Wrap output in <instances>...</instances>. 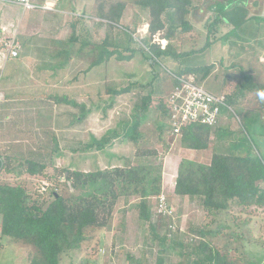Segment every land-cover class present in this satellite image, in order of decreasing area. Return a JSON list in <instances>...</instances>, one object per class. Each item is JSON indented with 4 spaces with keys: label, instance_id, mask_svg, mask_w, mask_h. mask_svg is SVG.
<instances>
[{
    "label": "rangeland",
    "instance_id": "374dc122",
    "mask_svg": "<svg viewBox=\"0 0 264 264\" xmlns=\"http://www.w3.org/2000/svg\"><path fill=\"white\" fill-rule=\"evenodd\" d=\"M34 1L39 5L37 10L25 12L20 5L0 2V155L43 159L47 162L48 168L45 176L28 174L19 176L15 171L2 170L0 183L21 184L30 191H42L53 187L57 178L59 181H64L66 173L61 176L59 172L62 169L90 171L144 161L146 157H138L132 139L124 135V120L131 119L134 107L140 104V98L148 94L151 87L118 96L107 92L108 87L135 80L147 83L155 78L142 52H136L131 59H118L115 55L99 67H91L89 73L79 70L66 73V70L90 67L96 57L95 51L91 55L90 49L94 44H102L108 32L107 25L95 17L97 7L102 1L110 4L121 0H60L64 1L62 3L64 7H55L54 10L43 8L44 5L39 4L43 2L42 0ZM125 1L128 5L120 23L128 25L135 32L133 42L128 45L132 50L137 51L142 46L140 41L148 35V11L134 6L130 0ZM47 2L50 3V0ZM75 21L77 24L74 28ZM73 31L79 37L75 47L79 48L82 42L87 45L81 55L73 51V57L64 64H67L66 66H62L59 58H51L49 54L52 48L60 47L57 42L53 45L51 40L65 41L70 38ZM111 34L117 41L126 40L118 28L113 29ZM28 37L30 38L28 45L32 50L24 51L23 55L28 56L26 59L30 61L29 64L25 62L22 64L20 57L8 60L7 43L18 41L22 46L21 38ZM178 37L180 39V36ZM260 39V49L263 46L264 54V28L261 30ZM161 40L165 41L159 38V34L154 38V41L164 44ZM177 42L179 43V40ZM228 45L225 41H220L203 53L186 57L182 61V67L214 64L215 72L199 83L214 95L225 94L228 97L226 100L228 106L222 110L220 116L222 129L219 133L211 132L210 152H233L241 155L260 153L264 157V111L257 103L256 88L246 93L248 94L246 101L240 98L237 102L233 92L236 87L234 85L245 79L249 68H252L256 76L255 85L264 83V63L259 61L258 55H255L252 67L241 66L238 63L229 66L228 61L242 63V60L237 57L240 51H237L238 53L235 51L231 57L221 56L229 53ZM123 55H131V52L123 51ZM38 63L44 64L40 66L44 67V70L36 72L33 76L31 74L33 70L30 71L26 67H37ZM179 66L174 61H167L166 67L157 64L155 70L160 76L156 79L155 86L158 85V81L162 86L157 90L171 86L170 77L173 72L169 70L176 71ZM52 67L55 68L51 69ZM71 74L77 76L80 81L85 80L87 85L85 90L89 95L88 98L80 96L81 99H77V105L74 107L62 98L66 96L71 99L67 93H64L67 90L65 80ZM233 75L236 76L235 79L230 78ZM21 79H26L27 86L21 82ZM55 79H64V82L58 84V89L57 86L46 83ZM82 89L77 87L75 90L78 92ZM157 90L156 95H161ZM2 91L9 92L11 95L9 98L13 99L12 103L4 102L7 96ZM164 94L168 96L166 92ZM60 97L63 101L58 99ZM84 109L89 112L88 125L86 123L78 128V123L81 121L79 117L83 116ZM256 113L259 114L255 115ZM159 115V110L153 106L144 125L145 138L141 146L148 149L156 148L158 151L157 157L152 156L149 159L163 163V193L166 195L168 205L174 208V215L164 216L157 213V202H154L153 219L162 218L164 223L169 221V228L179 229L175 239L187 245L189 238L192 240L198 238V234L193 230L205 219L199 199L185 196L180 201L179 196L174 192V182L182 159L188 158L194 161L198 159L197 162L210 163L212 157L208 152L201 159L198 158L199 152L182 148L179 139L181 133L172 134L171 128L170 130L165 128L163 139H158L159 134L154 122ZM72 125L77 127L76 130L68 128ZM109 137L111 139L103 150L95 147L87 151L80 150L85 145ZM71 148L77 150L72 151ZM55 169L59 172L57 176H54ZM260 185L264 186V181L260 182ZM137 200L138 197L133 196L127 201L121 197L109 225L96 232L89 231V239L85 242L84 248L65 254L62 264H131L133 261L131 257L128 258L129 254L135 257L134 264H140L137 262H143V259L145 264H155L157 249L166 244L155 240L150 228L140 222L135 208ZM237 211L240 212L242 219L250 220L247 228L244 227V234L246 240L252 241L250 245L248 243L244 245L247 248L246 260L243 259L244 261L241 262L264 264V232L261 230L264 226V206H247ZM100 232H103L101 237ZM160 236L162 237L163 234L161 233ZM236 245L239 243L234 242L233 246ZM29 249L32 247L22 242L17 243L8 237H0V264H26ZM172 258L174 262L169 264H178L182 260L180 256L174 254Z\"/></svg>",
    "mask_w": 264,
    "mask_h": 264
},
{
    "label": "trees",
    "instance_id": "16d2710c",
    "mask_svg": "<svg viewBox=\"0 0 264 264\" xmlns=\"http://www.w3.org/2000/svg\"><path fill=\"white\" fill-rule=\"evenodd\" d=\"M214 1L215 4L209 0H130L134 6L148 11V35L140 41L142 46L137 51L128 45L134 39L135 32L128 25L120 23L128 3L121 0L110 4L102 1L99 4L95 17L107 25L108 32L102 44H94L90 49L91 55L95 51L96 57L88 69L99 67L115 55L118 59H131L136 52H142L155 76L147 83L135 80L107 89L111 95L118 96L151 87L148 94L140 98V104L134 107L131 119L124 120L123 131L126 138L132 139L137 149L135 154L146 159L136 164L125 163L122 166L90 171L62 169L59 172L61 176L66 173L64 181L57 178L53 187L42 191H30L21 184L0 183V237H8L13 242H22L32 247L26 264H62L65 254L84 248L89 239V231L96 232L109 225L121 197L127 201L131 196L138 197L135 208L142 225L150 228L155 240L166 244L157 249L155 264L173 263L172 254L181 257L178 264H243L241 261L246 260L247 248L244 245H250L252 241L246 240L244 227L247 228L250 220L242 219L237 210L253 205L264 206V186L260 185L264 181V157L260 153L241 155L216 151L209 164L182 159L174 184L175 193L179 197L198 198L205 219L193 230L198 238H189L186 245L175 239L178 228L172 230L168 227L170 222L164 223L162 218L153 219L154 202L164 192L163 163L149 159L158 156L156 148L141 146L145 138L144 125L151 108L154 106L160 112L154 124L158 139L162 140L165 128H171L168 98L181 85L180 79L193 75L195 82L200 84L215 68L214 64H210L185 66L181 69L183 59L203 53L212 45L229 39L246 22L244 0ZM198 10H204L205 19L198 16ZM76 24L75 21L74 28ZM115 28L124 34L125 41H117L111 36ZM157 34L159 38L167 40L165 48L160 42L154 41ZM78 40L74 31L65 41L52 40L53 45L57 42L60 47L50 54L51 58H59L60 65L66 66L64 64L73 57V51L77 55L84 52L87 44L82 42L76 48ZM123 51H130L131 55L124 56ZM167 61H174L180 66L176 71L169 70L173 72L172 77L168 75L171 88L168 85V88L157 90L161 85L158 81L155 86L160 76L155 68L157 64L166 67ZM244 78L233 91L235 100L239 102L240 98H247L246 93L256 88L257 103L264 111V101L259 95L264 92V83L255 85L257 81L250 71ZM156 90L161 95H156ZM225 97L227 100L228 97ZM62 98L68 104L75 105L66 96ZM227 106L228 103L221 106L220 116ZM85 112L84 109L82 113ZM214 127L201 122L183 126L179 138L181 145L192 150L210 148L211 132L219 133L222 129L218 128V123ZM110 139L95 141L85 148L103 150ZM47 168L48 164L43 159L0 155V175L2 170H6L15 171L19 176H45ZM55 171L54 176H57L59 172L57 169ZM261 230L264 232V226ZM101 235L103 232H100ZM234 242L239 245L233 246ZM130 257L133 261L131 264H134L135 257L129 254ZM143 262L137 263L145 264Z\"/></svg>",
    "mask_w": 264,
    "mask_h": 264
},
{
    "label": "crops",
    "instance_id": "0c3cea01",
    "mask_svg": "<svg viewBox=\"0 0 264 264\" xmlns=\"http://www.w3.org/2000/svg\"><path fill=\"white\" fill-rule=\"evenodd\" d=\"M42 1L43 2H41L39 4L44 5L48 0H42ZM219 1H221V0H219ZM63 2L60 1V0H50V3L55 4V7H57V8L64 7L62 5ZM211 2L213 4H215V1L214 0L211 1ZM8 4H10V3H8ZM55 7L53 9H51V10H54ZM243 7L247 11V13H246L247 15L245 14V16H246V20L245 21L246 22L244 23V25L239 30H237V32H235L234 34H232L229 39L222 40V41H225L226 44H229L228 45L229 53L228 54H222L221 53L222 54L221 56L225 55V56L231 57L232 55L235 54V51L236 52L237 51H240L239 54L237 55V57H240V59L242 60V63H240V62H234V60H233L232 62L228 61L227 64L229 66H231L234 63H238L241 66L246 65L247 67H252L253 66V62H254L253 57L255 55H258L259 58H260L259 61L262 62V63H264L263 46L260 49V47H261L260 46V41H261V39H260V33H261V30L264 28V0H245V1H243ZM23 10H24V12L25 11H32V10H26L24 8H23ZM34 10H37V9H34ZM197 14H198V16L200 15L201 18H204L205 19V16L203 17L204 10H198L197 11ZM198 20H199V17H198ZM3 30H5V28ZM29 39H30L29 37L27 39H25V38L22 39L21 38V40H22V46L21 47L22 48H21V52H20V55L18 56V58L19 57L22 58V64L24 62L27 63V64H29V62H30L28 59H26V57H28V56H24L23 55L25 53L24 51H26V52L29 51L30 52V50H32L31 46L28 45L30 43L29 42ZM54 40H56V39H54ZM179 41H180V39H179ZM179 43H178V45H179ZM219 43L220 42H218L217 44H219ZM56 50H57V47L56 48H52L51 51H49V54L55 53ZM8 58H9L8 60L12 59V57H10V56ZM45 62H46V60L44 61V63ZM42 65H44V64L38 63V66L37 67H26V68L27 69H30V71L33 70L31 72V74L33 76H35V73L36 72L39 73L40 71H43L44 70V67H40ZM220 66H221V64H220ZM54 68L55 67H52L51 69H54ZM88 68L86 67V68H79V69H75V70H66V73L69 72V71L75 72V71H78V70L81 71V72H87V73H89V71H91V70H89ZM177 68H179V67H177ZM181 69H184V67H181ZM248 71L252 72L253 75H254V77H255V79H256V76H255L254 71L252 70V68H249ZM213 72H215V70L212 71V73L210 75H212ZM72 74L71 75H68L67 76L68 77L67 80H65V83L67 85V90L64 93H67L69 95V97H71V99H69V100L70 101L72 100L71 102L72 103H75V105L70 104V103H69V105H71V106L74 107V106L77 105V99H81V97H87L88 98L89 95H88V92L85 90V88L87 86L86 83H85V80L84 81H80L79 78H77V76H75V75L72 76ZM187 76H193V75H187ZM58 78H60V77H58ZM230 78L235 79L236 76L233 75ZM37 79H39V78H37ZM64 79H66V78H64ZM64 79H60V80L55 79L56 81L55 80L54 81L51 80V81H48L46 83H47V85L53 84V85L57 86V89H58V84H60L62 81L64 82ZM25 80L24 79H21V82L23 84H26V86H27V83H26ZM86 81H88V80H86ZM230 82H231V80L228 81V83H230ZM235 86H236V84L234 85V87ZM75 87L76 88L77 87L78 88H83V89L77 92V90H75L76 89ZM233 88H232V90H234ZM2 92L5 94V96H7V98L5 99L4 102H6L8 104L12 103L13 102V99L12 98H9V97H11V95L9 94V92L8 93L7 92H4V91H2ZM98 92L101 93V90L98 89ZM221 95H225V94H221ZM56 96H58V95H56ZM247 99H248V96L244 100L246 101ZM88 113L89 112L87 111V112H85L83 114L84 117L82 115L79 117V120H81V121L78 123L79 124L78 125V128H80L81 125H84L86 123L88 125V121H87V115H88ZM70 127L73 130H76V128H77L74 125L69 126L68 128H70ZM218 128L219 129L221 128V126H220V119H219V122H218ZM228 131L230 132V130H228ZM86 146L87 145L83 146L80 150H83V151L86 150L87 151V149L85 148ZM181 147L184 148L182 145H181ZM71 149H72V151L73 150H77L76 148L75 149L74 148H71ZM184 149H187V148H184ZM187 150L192 151V152H199L198 153L199 154V157L198 158H201V159H203V156L206 153H208V152L211 153L210 152L211 151V148H208V149H205V150H192V149H187ZM212 155H213V153L210 154V157H212ZM197 160H195V161H197ZM201 163H203V162H201ZM204 164H209V163H205V161H204ZM174 184H175V182H174ZM174 192H175V188H174ZM179 198H180V201H181V199H183L184 197H179Z\"/></svg>",
    "mask_w": 264,
    "mask_h": 264
},
{
    "label": "built area",
    "instance_id": "2783aa9c",
    "mask_svg": "<svg viewBox=\"0 0 264 264\" xmlns=\"http://www.w3.org/2000/svg\"><path fill=\"white\" fill-rule=\"evenodd\" d=\"M0 2L20 5L26 10H34L39 7L34 0H0ZM54 7L55 4L49 2H46L43 6L47 9H53ZM162 42L164 48L166 42L163 40ZM21 48L18 41L7 43V53L10 57H18ZM180 82L181 85L168 98L171 108V133L180 134L183 126L194 122H201L212 127L216 126L221 106L226 105L225 95L217 96L207 91L202 85L195 82L194 77H183ZM157 213L164 216L174 215V208L168 205L164 193L158 198ZM171 227L174 228L172 225Z\"/></svg>",
    "mask_w": 264,
    "mask_h": 264
},
{
    "label": "clouds",
    "instance_id": "9594fccd",
    "mask_svg": "<svg viewBox=\"0 0 264 264\" xmlns=\"http://www.w3.org/2000/svg\"><path fill=\"white\" fill-rule=\"evenodd\" d=\"M165 40V42H166V44H167V40L166 39H164ZM162 41V40H161ZM161 43V42H160ZM166 44H165V47H166ZM161 45H162V43H161ZM164 47V48H165ZM200 85V84H199ZM260 99L262 100V101H264V92H261L260 94Z\"/></svg>",
    "mask_w": 264,
    "mask_h": 264
}]
</instances>
